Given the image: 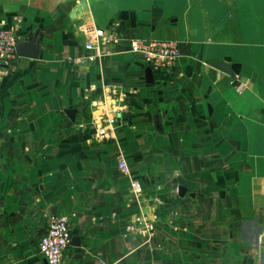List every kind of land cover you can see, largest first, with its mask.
I'll return each instance as SVG.
<instances>
[{"label":"crops","instance_id":"0c3cea01","mask_svg":"<svg viewBox=\"0 0 264 264\" xmlns=\"http://www.w3.org/2000/svg\"><path fill=\"white\" fill-rule=\"evenodd\" d=\"M113 25L110 54L86 48ZM0 28L40 45L0 63V264H48L53 214L62 264H264V0H0ZM133 38L180 62L152 70Z\"/></svg>","mask_w":264,"mask_h":264},{"label":"built area","instance_id":"2783aa9c","mask_svg":"<svg viewBox=\"0 0 264 264\" xmlns=\"http://www.w3.org/2000/svg\"><path fill=\"white\" fill-rule=\"evenodd\" d=\"M111 34L103 28H96L91 41L86 44L89 50H96L97 55L104 56L111 53L107 46L114 44L120 39L116 25L111 28ZM19 37L14 29L0 28V63L11 65L19 58L17 53ZM131 50L137 53L146 64L154 71H170L180 62L181 50L174 41L165 40H143L133 38L129 41ZM72 61V60H71ZM75 64L81 60L75 59ZM109 120V119H108ZM109 123L113 121L109 120ZM100 139H107L105 131L100 133ZM117 164L124 175L129 173V165L126 157L122 154L117 156ZM135 193H140V185L132 183ZM151 221L146 217H138L137 226L151 225ZM128 231H135V225H128ZM72 241L69 217L66 215H51L48 229L39 242V253L46 259L48 264H62L66 250ZM97 264H109L99 261Z\"/></svg>","mask_w":264,"mask_h":264},{"label":"water","instance_id":"95a60500","mask_svg":"<svg viewBox=\"0 0 264 264\" xmlns=\"http://www.w3.org/2000/svg\"><path fill=\"white\" fill-rule=\"evenodd\" d=\"M40 45L38 44L37 39H34V41H18V45H17V53L20 57H27V58H37L39 56V47ZM212 66H214L215 68H217L218 70L227 73L231 76H234L235 73L232 69V67L222 61H218L215 60L211 63ZM147 80L148 81H152V71L151 68L149 67L147 69ZM70 114V113H69ZM181 185H180V194L183 196L186 192L185 187L183 186V184H185V182L183 180L180 179Z\"/></svg>","mask_w":264,"mask_h":264},{"label":"rangeland","instance_id":"374dc122","mask_svg":"<svg viewBox=\"0 0 264 264\" xmlns=\"http://www.w3.org/2000/svg\"><path fill=\"white\" fill-rule=\"evenodd\" d=\"M240 86H244V85L242 84ZM261 252H264V243H263V245H261Z\"/></svg>","mask_w":264,"mask_h":264}]
</instances>
